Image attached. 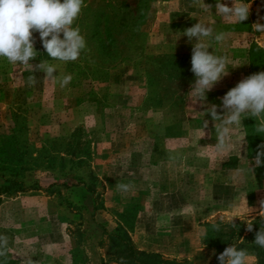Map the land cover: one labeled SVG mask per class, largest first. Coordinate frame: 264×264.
<instances>
[{"label": "rangeland", "instance_id": "1", "mask_svg": "<svg viewBox=\"0 0 264 264\" xmlns=\"http://www.w3.org/2000/svg\"><path fill=\"white\" fill-rule=\"evenodd\" d=\"M204 2L215 14L216 0ZM85 3L76 25L87 48L77 61L51 60L34 34L31 63L71 74L67 87L0 59V236L8 241L0 264H121L114 233L143 253L210 264L214 228L264 217L257 121L245 118L219 150L221 121L208 115L212 105L222 114L221 98L241 79L264 71V30L253 28L264 25V0H251L242 24L193 0ZM198 21L224 33L212 42L217 54L243 64L204 102L188 94L192 42L179 38Z\"/></svg>", "mask_w": 264, "mask_h": 264}, {"label": "clouds", "instance_id": "2", "mask_svg": "<svg viewBox=\"0 0 264 264\" xmlns=\"http://www.w3.org/2000/svg\"><path fill=\"white\" fill-rule=\"evenodd\" d=\"M193 5L222 21L242 24L249 17L251 0H231V6L227 0H216L215 14L212 13L213 6L204 0H193ZM86 6L85 0H0V59L11 65L35 67L44 73L45 78L58 82L62 88L67 87L73 79L71 74L57 75V66L47 61H40L35 66L31 63L38 53L34 34H39L43 49L51 60L63 64L77 61L87 48L86 37L76 25ZM253 28L262 31L264 25L257 23ZM181 33L179 38L186 36L192 42L191 72L195 80L188 94L196 102H204L207 93L230 74V69L243 64L227 54H217L212 42L222 43L224 33L217 32L214 23L198 21ZM221 106L222 114L216 105L208 110L213 121H221L217 129L219 150L231 147V134L243 127L245 118L256 120V133L264 134V71L241 79L221 98ZM260 149L254 158L255 166L264 164V144ZM117 187L124 192L130 190L125 184ZM260 203L261 212H264V201ZM247 228L252 231L253 224L247 223ZM7 243V237L0 236V255L5 254L3 250ZM254 243L264 248V228L256 233ZM218 260L219 264H246L247 253L231 245L218 256Z\"/></svg>", "mask_w": 264, "mask_h": 264}, {"label": "trees", "instance_id": "3", "mask_svg": "<svg viewBox=\"0 0 264 264\" xmlns=\"http://www.w3.org/2000/svg\"><path fill=\"white\" fill-rule=\"evenodd\" d=\"M109 14L112 15V11H109ZM8 181L15 184L13 181ZM20 185L21 189L22 185ZM247 223L253 224L252 231H248ZM247 223L235 221L227 224L225 229L216 227L210 232L208 240L213 249V258L210 264H219L218 256L231 245H235L238 249H243L247 254H250L254 259V264H264V248L254 243L256 233L260 228H264V217L256 218ZM110 239L112 247H114L115 259L121 264H184L162 259L155 254L137 251L125 234L114 233ZM241 239H244L243 243H240Z\"/></svg>", "mask_w": 264, "mask_h": 264}]
</instances>
